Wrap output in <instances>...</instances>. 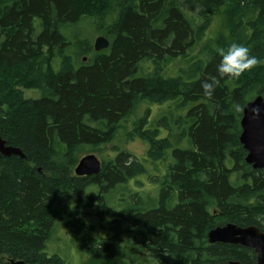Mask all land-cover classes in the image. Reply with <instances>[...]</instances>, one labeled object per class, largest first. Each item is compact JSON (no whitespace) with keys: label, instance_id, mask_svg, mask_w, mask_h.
<instances>
[{"label":"trees","instance_id":"1","mask_svg":"<svg viewBox=\"0 0 264 264\" xmlns=\"http://www.w3.org/2000/svg\"><path fill=\"white\" fill-rule=\"evenodd\" d=\"M216 13L224 14L219 49L243 43L259 64L238 79H220L219 49L206 45L204 58L176 76L159 75L169 59L189 56ZM91 19L109 47L95 52L86 44L80 50L90 57L76 66L61 31ZM148 60L154 72L140 76ZM212 77L219 83L209 98L201 81ZM23 89L42 94L25 99ZM256 96L264 97V0H0V136L24 155L0 156V264H67L45 253L58 226L71 232L86 264H134L121 255L124 237L157 264H255L250 248L206 238L225 224L264 232V168L246 164L239 143L242 109ZM145 102L172 103L187 114L160 115L153 130L144 122L134 128L148 144V162L168 153L170 163L165 176H151L156 196L123 192L129 203L118 210L112 191L146 174L148 162L119 149L98 175L77 177L73 168ZM96 228L106 235L95 236Z\"/></svg>","mask_w":264,"mask_h":264},{"label":"rangeland","instance_id":"2","mask_svg":"<svg viewBox=\"0 0 264 264\" xmlns=\"http://www.w3.org/2000/svg\"><path fill=\"white\" fill-rule=\"evenodd\" d=\"M224 14L219 15L216 13L214 16L211 25H209V29L207 30L205 37H203L202 41L195 44L193 46V50L188 53V57L180 58L174 60H168L166 64H164L163 72H160L159 75L174 77L178 74L180 68H184L189 63L204 58V54H202V50L206 45H211L214 48L219 49L218 46V38L221 33H224ZM193 16L192 14L189 15ZM36 31H39V27L36 28ZM66 38V42H68V46L65 50L67 56L72 58V62L74 65H80L81 59L83 57L89 58V54H82L80 48L84 47L88 44L91 48L93 46L94 39L99 36H104L103 29L97 24L96 20H82L78 24L70 27H65L61 31ZM105 37V36H104ZM78 40L80 41L81 46H77ZM86 62V61H85ZM59 65V58H54L52 61V67L57 68ZM151 60L141 62L140 64V76H150L154 72L155 67L153 66ZM17 83V82H16ZM22 96L25 99H37L41 96V91L38 89H23ZM149 111V114L146 112ZM186 110L180 111L173 109L172 103H164L159 105L152 103H141L139 106L134 108L132 113L128 116H125V119L121 122L119 128L117 129V133L111 139V141L102 145L99 150L94 152L85 149L82 152V156L86 154H94L98 157V159L103 163H107L112 160L115 156L116 152L119 149H125L129 152L133 159L141 161L144 165L149 160L147 158V142L142 141L138 136L133 135L135 131L134 128L138 127L142 124L149 130H153L157 127V123L159 122L160 115L170 116L178 119L180 116L185 117L187 112ZM242 113V112H241ZM242 117V114L240 118ZM239 118V119H240ZM91 126H97L98 124H90ZM183 128V127H182ZM172 133V131H171ZM173 135L174 132L172 133ZM168 133L161 129L160 136L166 137ZM187 143L185 140L179 142L178 146H185ZM175 147V146H174ZM182 148V147H181ZM168 153L166 154V160H162L160 162H148L146 165L148 169H146V174L133 178L127 181V184L124 186H117L116 189L111 194V206L115 209H122L129 203V199H131V194L133 193H142L144 189L151 192L152 196H156L157 194V186H154L152 183L151 176H160L163 177L167 173V166L170 163V159L168 158ZM152 167V168H150ZM241 184V182H240ZM92 191L96 192L97 188L92 187ZM126 192L127 197L125 195H120L121 193ZM120 195V196H119ZM109 199V200H110ZM121 200V201H120ZM252 200V199H251ZM252 202V201H250ZM93 219V218H90ZM91 224H94L92 221L88 220ZM95 236H105V231H99L97 228L94 230ZM72 234L68 229L62 227H56L51 234L50 240L47 242V248L45 253L48 257L53 255H57L59 258L63 259L67 264H86L87 256L85 254L80 253L77 249L73 239ZM130 240L127 237H124V242L121 244L122 254L125 258L128 259L129 262L134 264H157V262L148 257L145 249L135 246L133 243L129 242Z\"/></svg>","mask_w":264,"mask_h":264},{"label":"water","instance_id":"3","mask_svg":"<svg viewBox=\"0 0 264 264\" xmlns=\"http://www.w3.org/2000/svg\"><path fill=\"white\" fill-rule=\"evenodd\" d=\"M108 39L98 36L94 39L93 49L95 52L106 50L109 47ZM85 60V58L83 59ZM254 109L256 111H254ZM239 143L246 152L244 161L254 170L264 168V97L256 96L248 101L242 109L240 120ZM12 155L24 157L17 148L7 146L0 136V156ZM101 163L93 155L83 157L74 168L76 176L88 177L97 175L101 171ZM208 243L221 242L224 244L240 245L250 248L256 254L255 264H264V232L255 226L238 227L234 224H225L212 228L207 233ZM10 264H25L23 261L12 260ZM214 264H242L238 261L218 262Z\"/></svg>","mask_w":264,"mask_h":264},{"label":"clouds","instance_id":"4","mask_svg":"<svg viewBox=\"0 0 264 264\" xmlns=\"http://www.w3.org/2000/svg\"><path fill=\"white\" fill-rule=\"evenodd\" d=\"M218 54L221 59L216 70L220 79H238L243 73L250 71L260 62L255 55L251 54L249 47L238 42L231 43L226 50L219 49ZM218 83L217 77H212L210 81H201L203 95L210 98ZM237 109L239 110V105H237ZM254 111L256 110L254 109Z\"/></svg>","mask_w":264,"mask_h":264},{"label":"bare ground","instance_id":"5","mask_svg":"<svg viewBox=\"0 0 264 264\" xmlns=\"http://www.w3.org/2000/svg\"><path fill=\"white\" fill-rule=\"evenodd\" d=\"M98 37V36H97ZM93 43V42H92ZM94 50V49H93ZM84 59V58H83ZM85 60H86V58H85ZM85 60H83V61H85ZM240 120H241V118H240ZM239 124H240V121H239ZM15 148V147H14ZM17 149H19V148H17ZM20 150V149H19ZM21 151V150H20ZM21 153H22V151H21ZM23 154V153H22ZM86 155H93V156H95L94 154H86ZM86 155H84V156H82L81 158H79V160H78V163H79V161L83 158V157H85ZM14 156H17V155H14ZM24 156V155H23ZM20 157V156H19ZM96 158H97V160H99L98 159V157L97 156H95ZM21 158V157H20ZM23 158V157H22ZM100 161V160H99ZM77 163V164H78ZM100 163H101V161H100ZM77 164H76V166H77ZM75 166V167H76ZM101 167H102V164H101ZM74 169V168H73ZM75 170V169H74ZM100 173V172H99ZM74 174H75V172H74ZM98 175V174H97ZM76 176V175H75ZM92 176H94V175H92ZM77 177H79V176H77ZM88 177H90V176H88ZM216 243V242H215ZM219 243H221V242H219ZM12 260H10L9 261V264H10V262H11ZM14 261H19V260H14Z\"/></svg>","mask_w":264,"mask_h":264}]
</instances>
